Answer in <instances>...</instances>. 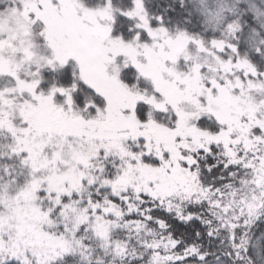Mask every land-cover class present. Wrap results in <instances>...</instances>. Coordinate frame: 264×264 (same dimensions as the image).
<instances>
[{"label": "snow or ice", "instance_id": "obj_1", "mask_svg": "<svg viewBox=\"0 0 264 264\" xmlns=\"http://www.w3.org/2000/svg\"><path fill=\"white\" fill-rule=\"evenodd\" d=\"M0 264H264V0H0Z\"/></svg>", "mask_w": 264, "mask_h": 264}, {"label": "trees", "instance_id": "obj_2", "mask_svg": "<svg viewBox=\"0 0 264 264\" xmlns=\"http://www.w3.org/2000/svg\"><path fill=\"white\" fill-rule=\"evenodd\" d=\"M229 2H230V0H229ZM255 232H256V234L258 235L259 232H260V229H259V228L255 229Z\"/></svg>", "mask_w": 264, "mask_h": 264}]
</instances>
